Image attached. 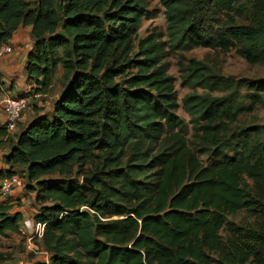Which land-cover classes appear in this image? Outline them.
Masks as SVG:
<instances>
[{
	"label": "trees",
	"instance_id": "obj_1",
	"mask_svg": "<svg viewBox=\"0 0 264 264\" xmlns=\"http://www.w3.org/2000/svg\"><path fill=\"white\" fill-rule=\"evenodd\" d=\"M159 1L167 45L138 38L146 0H0V48L32 27L20 98L48 95L63 68L60 99L21 129L0 173L44 202L33 222L47 258L34 264H264V125L241 123L264 107V82L246 105L192 60L183 109L194 149L165 62L166 47L204 48L264 67V0ZM87 165L91 185L67 180ZM239 213L245 221H229ZM22 222L0 206V236H20Z\"/></svg>",
	"mask_w": 264,
	"mask_h": 264
},
{
	"label": "rangeland",
	"instance_id": "obj_2",
	"mask_svg": "<svg viewBox=\"0 0 264 264\" xmlns=\"http://www.w3.org/2000/svg\"><path fill=\"white\" fill-rule=\"evenodd\" d=\"M34 1L36 0H33V2ZM146 2L147 11L152 12L153 14L150 18L144 19L138 33V38L139 40H141L145 39L149 35H157L160 37L159 39L167 45L168 38L165 9L160 4L159 0H146ZM166 51L167 58L165 62L169 64V74L174 78L175 89L178 95V102L180 106L177 114L181 119L185 121L186 125H188L189 131L187 133V137L189 140V145L194 149L195 140L193 137L194 132L190 124V117L183 109L184 98L194 92L192 89H190L189 85L185 84V73L183 71L185 67L191 63L192 60L201 62L209 69L212 75L222 78L224 81H227L231 85L236 86L237 89L240 90L241 99L246 105L250 103L248 96L252 93V87L256 86L257 83L264 82V67L248 64L244 59L239 57L235 53V51H232L228 54H223L221 52L212 51L210 49L196 48L189 53L180 54L179 52L170 51L167 47ZM62 78L63 68L60 66L54 76V84L48 95H41L37 98H34V94H29L32 97H24L29 100V109L31 107H37V103H39L40 105H47L48 107H52L54 102L60 99L63 92ZM27 87L30 86L28 85ZM28 90L29 92L23 93L21 95L23 96L30 93L31 87ZM196 92L200 95L204 94L205 92L210 93L208 91H204L203 89H198ZM224 95V93L219 92L213 93V96L215 97ZM22 96H19L18 98ZM241 123L244 126L246 125L248 127L264 125V107L256 106L252 113H247L241 118ZM18 129H22L20 127V124H18L17 130ZM200 159L205 166L214 161V159L208 158L204 155L200 156ZM79 171L81 174L87 175L88 179L93 178V175L90 173L91 166L87 165L80 168L76 167L73 175L67 178V180L71 183L79 181L80 185H84L82 177L76 176V173H78ZM19 186L20 192L22 193V196L24 198V202L21 200H19L21 202L15 201V196L13 195L15 191L14 189L13 193L9 196L4 197L0 193V204L2 203V200L6 198V200L9 201L8 204L12 203L11 205H13L12 207L14 208V211L19 212L18 209H21L22 211H24L23 215H27V220L32 222V216H34L41 209V207L44 205V202L38 201L36 199V196H38L39 194L37 192L29 193L26 190V187L23 186L20 181ZM228 219L232 223L239 224L242 221H245L246 217L243 213H239L238 215L230 216ZM20 229V236L10 233H7L6 236H0V264H19L23 262V260L29 259L31 256L34 258L43 257L42 255L37 256L36 254H34L42 251L41 240H39L38 237V233L41 231V229L36 228L32 235H29L25 232L23 224H21ZM29 246L32 249H28Z\"/></svg>",
	"mask_w": 264,
	"mask_h": 264
},
{
	"label": "crops",
	"instance_id": "obj_3",
	"mask_svg": "<svg viewBox=\"0 0 264 264\" xmlns=\"http://www.w3.org/2000/svg\"><path fill=\"white\" fill-rule=\"evenodd\" d=\"M32 27H20L18 31L15 33L13 39L10 41L9 46L12 47L13 52L9 55L4 56L0 59V88L2 93L0 94V101L3 96H10L15 99L21 94L29 92V88L27 87L29 84L27 83V73H26V65L29 54L33 51V40H32ZM28 90V91H27ZM36 103V102H34ZM37 107H31L28 112L26 111L20 118V127H25L29 122H31L34 118L38 116H42L44 114L50 113L52 111V107H48L47 105H40L37 103ZM32 110V111H31ZM5 121V114L0 106V173L4 170H7L9 167L5 163V158L9 156L11 152L12 142L15 137L21 132V130L12 132H7L3 129L2 124ZM6 132L7 136L2 135L1 133ZM3 179L0 178V184ZM15 196V201L24 202V198L22 193L20 192V186L15 188L13 193ZM12 195V196H13ZM1 200V199H0ZM21 200V201H19ZM9 203V201L5 199L2 200V203ZM12 204V203H11ZM9 204V205H11ZM13 206V205H12ZM18 211L23 215L24 211L18 209ZM27 215H23V228L25 232L29 235H32L36 229V224H32L29 226H25L24 223L27 220ZM34 216H32L33 218ZM39 240H41L42 236H38ZM40 242V241H39ZM28 249H32L30 246ZM37 256H43L42 258H34L30 257L29 259L23 260V262L19 264H34L36 261H43V259L47 258L46 254L43 252L34 253ZM16 264V263H15Z\"/></svg>",
	"mask_w": 264,
	"mask_h": 264
},
{
	"label": "built area",
	"instance_id": "obj_4",
	"mask_svg": "<svg viewBox=\"0 0 264 264\" xmlns=\"http://www.w3.org/2000/svg\"><path fill=\"white\" fill-rule=\"evenodd\" d=\"M13 52L11 46L7 45L0 48V59L6 55ZM0 106L2 107L5 114V121L2 127L7 132H14L18 127V123L22 114L29 110V100L26 98H11L10 96H3L0 101ZM19 186V178L13 177L12 179H4L0 184V193L2 196H9L13 193L14 189ZM34 222L26 221L25 226L32 225ZM36 228L41 229L39 236L43 234V226L40 224L36 225ZM11 264V263H7ZM15 264V263H14Z\"/></svg>",
	"mask_w": 264,
	"mask_h": 264
},
{
	"label": "water",
	"instance_id": "obj_5",
	"mask_svg": "<svg viewBox=\"0 0 264 264\" xmlns=\"http://www.w3.org/2000/svg\"><path fill=\"white\" fill-rule=\"evenodd\" d=\"M94 178L95 177H93L92 179H85V180H83V183H87V184L91 185Z\"/></svg>",
	"mask_w": 264,
	"mask_h": 264
}]
</instances>
